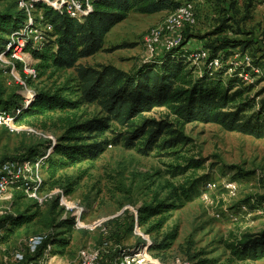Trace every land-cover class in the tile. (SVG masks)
I'll return each instance as SVG.
<instances>
[{"label":"rangeland","instance_id":"obj_1","mask_svg":"<svg viewBox=\"0 0 264 264\" xmlns=\"http://www.w3.org/2000/svg\"><path fill=\"white\" fill-rule=\"evenodd\" d=\"M178 1L181 4L191 3L194 16V23L186 24L180 32L178 46L184 44L183 50L189 49L192 53L207 51L205 43L214 38L211 32L228 15L239 21L238 24L230 22L233 30L241 32L236 36L255 41L253 48L258 49L255 59L264 54V0H254L246 19L249 0H227L222 5L215 0ZM232 1L235 2L234 8H231ZM34 7L36 10L32 16L37 21L38 31H43L46 29L41 19L43 11L35 3ZM18 10L14 0H0V13H16ZM169 13L130 12L106 35L104 49L79 60V63L89 66L110 64L129 71L157 59L166 51L163 41L154 52H150L146 38L152 28L163 25ZM226 34L232 36L230 30ZM120 44L132 46L115 49ZM253 54L252 48L244 54L235 49L228 64H232L233 69L245 68L248 60L254 64ZM24 56L28 64L35 66L40 73V61L33 58L31 52L26 51ZM21 63H15L14 73L6 64H0V84L7 93L18 91L25 97L29 92L41 89L76 88L74 68L60 71L48 69L41 77L31 80L25 75ZM194 63L203 66L205 60L194 59ZM263 76L262 71L255 69L243 73L245 84L254 85L250 97L264 88ZM63 94L72 97L69 91ZM31 102L32 99L23 100L26 106ZM167 115L164 107H156L147 113L151 118L173 122V117ZM103 116L97 105H83L77 110L19 120L15 132L0 125V163L24 160L34 165L41 162L43 154L55 157L49 142H57L64 134L68 123L66 118L85 120ZM125 130L126 127L113 123L106 136L114 137L117 132ZM183 133L188 138L186 144L169 149L155 147L147 154L136 148H126L120 141L117 145L107 146L93 161H83L58 170L54 178H50L46 168L40 165L26 172L21 182L28 181L31 186L37 184L38 178L42 180L36 193L38 199L30 197L23 187L10 186L0 193V220L18 213L26 216L35 213L36 217L29 225L18 229L9 242L0 241V264H13L14 252L25 249L31 236L62 231L56 224L66 217L76 219L70 245L62 254L53 245L54 251L49 250V259L45 264H79V250L97 247L103 239H108L113 247L123 248L142 244L146 241L144 238L160 242L164 234L174 227L178 228V235L170 249H149L155 261L160 264H191L192 260H196L191 257L200 252L203 255L198 258L213 259L214 264H226L229 251L225 243L241 234H256L264 229V138L227 131L215 123L201 122L187 123ZM32 151L35 153L30 157ZM190 159L198 161V165L187 168V160ZM183 167L186 169L182 171L180 168ZM196 180L197 191L194 190L189 200L184 199L182 187L187 188L190 182ZM230 184L232 187L228 188ZM68 190L71 192L67 193ZM154 196L176 204V208L166 213L168 218L159 232L146 233L145 227L136 226L134 214L141 205L153 202ZM56 198L58 206L54 208ZM4 233L5 229L1 226L0 235ZM232 264H264V257L254 262Z\"/></svg>","mask_w":264,"mask_h":264},{"label":"trees","instance_id":"obj_2","mask_svg":"<svg viewBox=\"0 0 264 264\" xmlns=\"http://www.w3.org/2000/svg\"><path fill=\"white\" fill-rule=\"evenodd\" d=\"M226 1L215 0L218 5ZM253 2L254 0H249L244 19L249 17V8ZM35 5L42 9V22L49 23L51 31L48 32L42 49L26 45L25 51L31 52L33 58L40 61L38 77L48 69L60 71L74 68L77 75L76 88L74 90L68 86L54 91L41 89L35 92L32 102L26 106L22 94L18 91L7 93L0 84V107L15 114L16 122L50 113L77 110L83 105H97L104 114L103 117L85 120L66 118L68 123L64 134L57 142H49L55 157L43 154L40 162L50 178H54L58 170L97 159L107 146L117 145L120 141H123L126 148H136L144 154L155 147L169 149L184 145L188 142L183 133L187 123H215L227 131L264 138V88L250 97L249 93L254 85L245 84L243 80V73L254 69L264 74V62H261L264 54L255 59L258 51L253 48L255 41L236 36L241 32L233 30L230 24L231 21L239 23L234 16H224L219 26L211 32L210 35L214 38L205 43L208 57L203 66L194 63L192 51L183 50L182 44L166 50L157 59L125 71L110 64L84 65L79 60L103 50L106 35L116 24L125 20L130 12H172L181 6L178 0H93L90 12L80 19L73 18L44 1H37ZM234 6L235 2L232 1L231 8ZM222 12L225 14L223 9ZM25 19L26 15L21 10L16 13H0V50L9 41L10 35L21 31L26 24ZM229 30L232 36L226 34ZM131 46L120 44L115 49ZM250 48L254 51V64L235 69L232 64H228L235 49L244 54ZM214 59L220 62L218 68L209 65ZM230 69L232 72H229ZM65 91H69L73 98L64 95ZM258 97L260 98L257 99ZM156 107L166 108L167 116L173 117V122L147 116ZM113 123L126 127L125 132H117L114 137L106 136ZM34 153L32 151L30 157ZM187 162V168L198 165V161L194 159ZM180 169L183 171L186 167ZM197 181L190 182L187 188L182 187L184 199L189 200L192 193L197 191ZM69 192L71 191L68 190L67 193ZM57 206L58 198L53 203L54 208ZM171 208H176V204L158 200L154 196L153 202L145 203L137 209L136 226L145 227L146 233L159 232L168 218L166 213ZM35 217V213L28 216L18 213L0 220V227L5 229V233L0 235L1 243L9 242L18 229L29 225ZM75 224V217L59 220L56 226L63 230L57 234L50 232L45 235L42 248L49 244L51 251H54V245L57 252L64 253L70 245ZM177 235L178 228L174 227L164 234L160 242L152 241L149 249L166 251L171 248ZM105 241L108 239H103L101 244ZM225 245L229 251L226 264L257 261L264 257V229L256 234H241ZM120 248L123 247H115L110 254L104 255L101 264L113 261ZM200 255L203 253L199 252L191 257L196 259L191 264H214L213 259L198 258Z\"/></svg>","mask_w":264,"mask_h":264},{"label":"built area","instance_id":"obj_3","mask_svg":"<svg viewBox=\"0 0 264 264\" xmlns=\"http://www.w3.org/2000/svg\"><path fill=\"white\" fill-rule=\"evenodd\" d=\"M17 3V8L24 12L26 15L25 26L20 32L9 36V41L5 44L2 50H0V64H6L10 67L12 73L15 72V63L22 62V67L27 78L34 80L38 78V71L35 66L28 64L25 60V46L29 45L34 49H42L48 38V32L51 31V25L44 22L46 27L43 31H38L36 26V20L32 16V12L36 9L34 3L37 1H44L54 7L55 9L65 11L69 16L73 18H82L86 16L92 9L93 0H14ZM55 1V2H54ZM42 19V17H41ZM194 23L193 9L189 2L181 4L179 8L170 12L165 22L161 27H154L150 30L147 38L146 45L150 52H154L156 46L163 41V49L170 50L180 44L181 30L186 24ZM28 54V53H27ZM192 59L205 60L208 57V51L201 50L199 52H193L191 54ZM193 59V60H194ZM246 60L248 58L246 57ZM249 66V60L246 62ZM210 66L218 68L220 62L218 59H214ZM257 70V69H255ZM259 71V70H257ZM229 72H232L230 69ZM22 85H25L24 81L20 80ZM35 93H28L25 96V101L33 99ZM0 125L8 127L11 132L18 130L16 127L15 114L6 111L0 107ZM29 161L24 160H10L0 163V193L5 192L10 186L15 188H22L26 192H29L30 197H36L37 189L40 186L42 180L38 178L37 184L29 185L28 181L21 182L23 175L26 172H31L33 168H38L40 162H36L34 165ZM32 167V168H31ZM232 184L228 186L231 188ZM135 216V224L137 221V213ZM45 235L39 234L31 236L25 246V249L16 250L13 254V264H45L48 260V252L51 246L48 244L42 248ZM146 241L142 244L131 248H120L119 254L109 264H160L155 261L150 254V240L144 238ZM108 241L103 242L97 247L90 248L85 247L79 250L78 260L79 264H101V260L104 255L110 254L115 249ZM118 247V246H117ZM42 248V249H41ZM41 249V252L39 250ZM27 255V256H26Z\"/></svg>","mask_w":264,"mask_h":264},{"label":"bare ground","instance_id":"obj_4","mask_svg":"<svg viewBox=\"0 0 264 264\" xmlns=\"http://www.w3.org/2000/svg\"><path fill=\"white\" fill-rule=\"evenodd\" d=\"M55 2V1H54Z\"/></svg>","mask_w":264,"mask_h":264}]
</instances>
